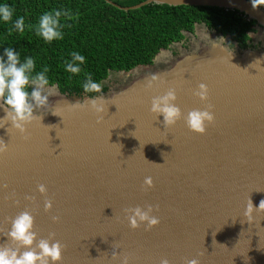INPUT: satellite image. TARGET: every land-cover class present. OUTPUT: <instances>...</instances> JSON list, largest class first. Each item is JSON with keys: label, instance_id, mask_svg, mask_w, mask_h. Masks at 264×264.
Instances as JSON below:
<instances>
[{"label": "water", "instance_id": "1", "mask_svg": "<svg viewBox=\"0 0 264 264\" xmlns=\"http://www.w3.org/2000/svg\"><path fill=\"white\" fill-rule=\"evenodd\" d=\"M105 2L125 12L151 4L238 11L255 21L249 37L259 34L261 47L240 50L229 36L195 24L193 33H183L186 48L183 41L172 43L151 65L118 72L133 77L116 90L78 97L46 86L49 105L37 110L42 121L26 125L28 139L5 124L0 102V139L9 148L0 155V228L10 230L8 218L29 210L38 240L55 233L66 245L62 264H123L125 255L129 264L194 258L200 264H264V212L251 223L244 217L249 197L256 208L264 200V9H254L251 0ZM200 25L208 36L196 34ZM152 75L161 83L149 88ZM201 83L209 88L207 102L194 95ZM169 88L176 89L184 117L213 106L206 134L191 131L183 118L165 128L163 116L151 112L152 99ZM101 98L105 112L98 124L90 103ZM147 177L155 186L144 191ZM46 199L53 202L51 212ZM149 204L159 206V226L132 229L125 210ZM9 242L0 234V245ZM114 252L120 259H112Z\"/></svg>", "mask_w": 264, "mask_h": 264}, {"label": "trees", "instance_id": "2", "mask_svg": "<svg viewBox=\"0 0 264 264\" xmlns=\"http://www.w3.org/2000/svg\"><path fill=\"white\" fill-rule=\"evenodd\" d=\"M110 1L120 7H132L146 0ZM3 4L14 12L9 22L0 19V57H4L7 48L16 51L21 63L31 57L35 72L49 67L47 86L56 84L61 93L78 97L106 92L102 83L110 72L151 65L159 50L184 41L183 33H193L195 24H204L209 30L229 36L240 50L251 47L249 33L254 32L256 25L238 11L215 7L151 4L125 12L105 0H0V5ZM53 10L67 13L61 17L63 39L47 43L28 26L37 25L45 12ZM20 17L25 20L23 33L13 27ZM10 28L13 31L9 32ZM72 52L85 57L79 74H71L65 68ZM87 74L102 85L101 92L84 91Z\"/></svg>", "mask_w": 264, "mask_h": 264}, {"label": "clouds", "instance_id": "3", "mask_svg": "<svg viewBox=\"0 0 264 264\" xmlns=\"http://www.w3.org/2000/svg\"><path fill=\"white\" fill-rule=\"evenodd\" d=\"M254 9L264 7V0H251ZM13 8L7 4L0 5V19L9 22L13 17ZM62 13L58 10L45 12L40 18L37 25H29V30L35 29L36 35L42 37L45 42L63 39ZM14 29L23 33L25 30V20L23 17L17 19L14 23ZM13 28L9 29V32ZM4 57L7 59L5 60ZM4 57H0V102L5 106L6 116L3 119L5 124L9 121L13 128L19 130L25 135L26 125L31 124L38 117L42 121V116L37 114L38 109H44L49 105V94L45 92L46 86L49 84L48 72L49 67L45 66L41 71L35 72V62L31 57L21 63L16 51L12 48L5 49ZM85 63V57L78 52L71 53V60L65 62L66 71L71 74H79L81 65ZM236 66V65H235ZM35 73V74H34ZM161 83L160 78L152 75L148 87L152 88ZM31 88V91L29 89ZM102 85L94 82L91 74H87L86 82L83 84L85 92H101ZM201 101L209 100V88L206 84L201 83L199 90L194 93ZM177 93L175 88H169L165 95L157 96L152 99L151 112L158 116H163L165 128L174 127L182 118L185 120L188 128L198 134L204 135L207 131V125L212 124L215 120L213 115V106L207 104L205 110H191L186 117L183 116L181 109L176 105ZM104 100L93 99L90 108L98 117L97 123L103 122V113L105 112ZM87 104L74 105L73 107L86 108ZM55 114V112H54ZM56 115V114H55ZM8 144L0 139V155L8 152ZM155 164V163H154ZM154 181L151 177H147L144 181V191L153 188ZM7 188V185H4ZM38 191L41 195L47 196L48 189L44 184H39ZM15 199V193H13ZM26 200L35 201L34 196H26ZM15 203L19 206V200L15 199ZM53 202L50 199L45 200V211L51 212ZM127 219L132 229H138L142 224H146V230L159 226L160 219L154 215L159 211V206L155 208L147 205L146 208L137 206L125 210ZM264 212V200H261L259 207L253 205L249 200L246 205L244 217L249 223L255 220V214ZM54 223L60 222L59 216H53ZM11 225L10 230L0 228V234L9 238V243L0 245V264H62L63 253L66 245L55 240V233H50L49 238H39L35 232V217L29 210H25L18 214L14 219L8 218ZM38 240V243H37ZM23 249V251H22ZM112 259H120V254L114 252ZM129 256L123 257V264H129ZM161 264H170L168 259H162ZM185 264H200L199 259L186 260Z\"/></svg>", "mask_w": 264, "mask_h": 264}, {"label": "rangeland", "instance_id": "4", "mask_svg": "<svg viewBox=\"0 0 264 264\" xmlns=\"http://www.w3.org/2000/svg\"><path fill=\"white\" fill-rule=\"evenodd\" d=\"M195 32L198 36H208L205 28L201 25L196 27ZM188 39L189 38L185 39L181 43V45L185 48H186V45L189 44ZM250 45L254 46L255 49L261 47V38L259 37V34L258 35H251ZM178 46L176 45L173 49H171L172 55H176L178 53V50H177ZM140 70L141 69L139 68V71ZM141 71H143V70H141ZM132 77H133V74H131V73L125 74V73H118V72H110L108 75V79L103 81L102 85L107 87L108 91L110 92V91L116 90V89L120 88L121 86H123V84H125V82L129 81Z\"/></svg>", "mask_w": 264, "mask_h": 264}, {"label": "flooded vegetation", "instance_id": "5", "mask_svg": "<svg viewBox=\"0 0 264 264\" xmlns=\"http://www.w3.org/2000/svg\"><path fill=\"white\" fill-rule=\"evenodd\" d=\"M230 44H232V43L230 42ZM248 44H249V46H251V45H250V42H249ZM186 46H188V45H186ZM250 48H254V46H251Z\"/></svg>", "mask_w": 264, "mask_h": 264}, {"label": "bare ground", "instance_id": "6", "mask_svg": "<svg viewBox=\"0 0 264 264\" xmlns=\"http://www.w3.org/2000/svg\"><path fill=\"white\" fill-rule=\"evenodd\" d=\"M164 55V54H163ZM163 58V56L160 58V60Z\"/></svg>", "mask_w": 264, "mask_h": 264}]
</instances>
